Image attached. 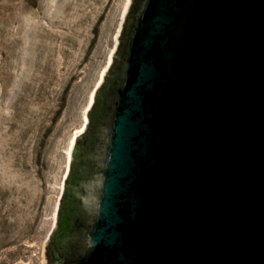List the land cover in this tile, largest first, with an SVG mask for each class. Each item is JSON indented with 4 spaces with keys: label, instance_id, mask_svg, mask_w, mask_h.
Masks as SVG:
<instances>
[{
    "label": "water",
    "instance_id": "water-1",
    "mask_svg": "<svg viewBox=\"0 0 264 264\" xmlns=\"http://www.w3.org/2000/svg\"><path fill=\"white\" fill-rule=\"evenodd\" d=\"M43 247L45 264H264V0L129 1Z\"/></svg>",
    "mask_w": 264,
    "mask_h": 264
},
{
    "label": "rangeland",
    "instance_id": "rangeland-1",
    "mask_svg": "<svg viewBox=\"0 0 264 264\" xmlns=\"http://www.w3.org/2000/svg\"><path fill=\"white\" fill-rule=\"evenodd\" d=\"M130 0H0V264H45L74 137Z\"/></svg>",
    "mask_w": 264,
    "mask_h": 264
},
{
    "label": "flooded vegetation",
    "instance_id": "flooded-vegetation-1",
    "mask_svg": "<svg viewBox=\"0 0 264 264\" xmlns=\"http://www.w3.org/2000/svg\"><path fill=\"white\" fill-rule=\"evenodd\" d=\"M92 127H93V121L91 120V124H90L89 130L84 133V134H86L84 136V138H86L89 135V133H91ZM74 177H75V167H72L71 170H70V175H69V183H67V187H66L67 195L69 194V191H68L69 185L73 181ZM65 210H67L66 207H65V209H63V211L61 213V216H60V225H59L60 227H59L58 240L54 241V242L57 243L56 246L58 247L59 251L64 246V241L61 239V236L64 233V229L67 228V224H70V222L68 223V221L66 220L65 215H67V213H66ZM65 250H67V247L65 248ZM60 253H62V252L60 251Z\"/></svg>",
    "mask_w": 264,
    "mask_h": 264
},
{
    "label": "bare ground",
    "instance_id": "bare-ground-1",
    "mask_svg": "<svg viewBox=\"0 0 264 264\" xmlns=\"http://www.w3.org/2000/svg\"><path fill=\"white\" fill-rule=\"evenodd\" d=\"M81 131H82V130H79V133H80ZM79 133H78V134H79ZM76 136H77V135H76ZM74 138H75V137H74Z\"/></svg>",
    "mask_w": 264,
    "mask_h": 264
}]
</instances>
